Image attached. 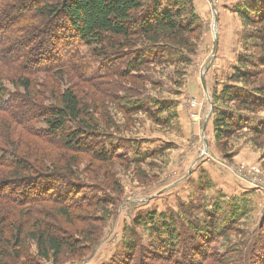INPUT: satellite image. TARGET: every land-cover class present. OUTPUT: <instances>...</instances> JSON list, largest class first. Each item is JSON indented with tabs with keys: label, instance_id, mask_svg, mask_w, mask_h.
Segmentation results:
<instances>
[{
	"label": "rangeland",
	"instance_id": "374dc122",
	"mask_svg": "<svg viewBox=\"0 0 264 264\" xmlns=\"http://www.w3.org/2000/svg\"><path fill=\"white\" fill-rule=\"evenodd\" d=\"M152 1L146 0L144 16L151 12ZM263 2L164 0L163 10L177 8L182 11L180 20L191 24L177 37L185 45L166 34L156 44L141 41L121 51L108 44L78 47L75 67L83 79L78 94L96 121L94 138L106 148L113 147L119 158L107 167L90 162L88 156H77L75 180L85 185L97 183L100 191L95 193L110 198L112 204L87 222L98 226L94 221L104 218L98 245L81 262L63 256L62 264H111L128 251L125 247L130 243L149 246L157 238L151 229L163 221L178 227L198 221L205 228L214 220L216 230L221 231L234 219L235 208L242 213L237 226L215 243L221 255L219 264H248L247 249L264 225V133L253 132L264 127V111L238 109L230 94L243 95L264 82L263 70L254 69L260 59L255 28L246 25L239 14L246 6ZM137 55L144 62L133 70ZM239 58L253 65L243 66ZM252 70L255 83L232 79L236 71ZM52 75L54 81L47 74L38 76L39 103L44 106L54 103L50 95L53 83L63 91L76 81L73 72L65 71L62 80ZM6 86L9 93L14 91L11 84ZM221 113L243 123L223 149L214 139L213 128ZM35 125L45 128L41 122ZM14 133L24 145H31L29 159L34 170L43 174L55 171L51 161L64 153L63 146L39 137L36 131L34 136L24 130ZM88 185L81 193L89 195L94 186ZM55 189L54 184L49 191L51 200L34 206L35 219L42 213L50 216L51 202L58 200ZM22 192L14 197L22 199ZM26 248L30 255L35 254L34 245Z\"/></svg>",
	"mask_w": 264,
	"mask_h": 264
},
{
	"label": "trees",
	"instance_id": "16d2710c",
	"mask_svg": "<svg viewBox=\"0 0 264 264\" xmlns=\"http://www.w3.org/2000/svg\"><path fill=\"white\" fill-rule=\"evenodd\" d=\"M163 1L153 0L151 12L144 16L146 0H0V264H62L63 256L81 262L98 245L104 218L94 221L99 222L98 226L87 222L97 219L94 216L112 203L108 197H98L95 192L100 189L95 182L88 183L94 186L89 195L81 193L89 185L75 180L77 156H88L90 162L108 167L119 155L113 147L106 148L94 138L98 127L78 94L83 79L76 70L75 58L82 45L108 44L121 51L141 41L156 44L166 34L177 39L191 24L180 20L181 10H163ZM245 9L239 14L246 25L255 28L254 38L259 43L260 59H253L259 61L254 69L264 72V2ZM177 41L185 45L182 39ZM141 56L134 59L133 70L143 64ZM239 62L243 66L253 65L242 58ZM65 71L73 72L76 81L63 91L55 89L53 83L50 95L54 103H39L38 76L47 74L54 81L53 73L62 80ZM232 79L252 84L256 73L236 71ZM7 83L14 89L11 93ZM230 96L238 109L250 113L264 111V82L243 95ZM38 122L45 128L36 129ZM241 122L229 113L217 115L213 128L220 149L240 129ZM19 130L32 136L36 131L39 137L63 146L64 153L51 161L54 172L45 170L50 173L43 174L34 170L29 159L33 155L31 145H24L21 137L17 139L14 132ZM253 132L261 135L264 127ZM25 183L28 185L24 189ZM54 184L58 200H52L50 216L42 213L35 219L34 206L52 199L49 191ZM21 190L23 198H15L14 194ZM232 216L234 219L225 223L221 231L216 230L214 220L206 223L205 228L198 221L180 223L179 227L163 221L151 229L157 238L149 246L130 243L125 247L128 251L111 264H219L221 255L215 243L237 226L242 213L235 208ZM62 231L70 234L67 237ZM259 234L247 249L248 264H264V225ZM27 244L35 246L33 256Z\"/></svg>",
	"mask_w": 264,
	"mask_h": 264
}]
</instances>
